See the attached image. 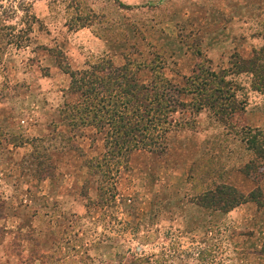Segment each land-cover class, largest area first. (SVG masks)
<instances>
[{"label":"rangeland","instance_id":"rangeland-1","mask_svg":"<svg viewBox=\"0 0 264 264\" xmlns=\"http://www.w3.org/2000/svg\"><path fill=\"white\" fill-rule=\"evenodd\" d=\"M101 66L163 112L156 143L83 121L70 75ZM219 183L264 224V0H0V264H264L196 204Z\"/></svg>","mask_w":264,"mask_h":264},{"label":"trees","instance_id":"trees-1","mask_svg":"<svg viewBox=\"0 0 264 264\" xmlns=\"http://www.w3.org/2000/svg\"><path fill=\"white\" fill-rule=\"evenodd\" d=\"M106 68L107 66L99 67L97 69L99 74L89 73V75H80V73H74L70 75L72 93L79 94V100L77 99L75 107L86 114L83 121L86 123L91 122L93 125L98 126L106 125L109 129L108 134H113L110 137V141L116 143L124 150L130 144H135L137 139L139 143L140 141L145 142V140L156 143L159 135L151 136V134H163L164 130L161 125L164 123L162 121L164 118L159 117L163 112L156 107L155 110L151 108L148 99L151 96H148V93H143L139 89L134 78H132L133 73L130 70L120 68L117 72L111 73ZM202 85V81H199L194 89L200 91L198 93H203L204 90L202 91V89L204 88ZM208 89L204 94L212 90L211 87ZM208 95L206 94L204 99H201L202 102L208 101L205 99ZM207 99H210V97ZM124 106L125 111L118 114L117 108ZM140 112L141 115H139ZM74 118L72 117V119ZM96 118H99L101 121ZM83 121L79 120L75 122L82 124ZM253 141L254 138H251L249 144H247V148L250 150L254 149ZM121 155L123 156V153ZM245 203H254L257 209L262 206L257 188L243 194L230 185L219 183L213 189H209L201 194L196 200L198 206L212 208L222 213H227ZM263 252L264 239L257 253L261 255Z\"/></svg>","mask_w":264,"mask_h":264},{"label":"crops","instance_id":"crops-1","mask_svg":"<svg viewBox=\"0 0 264 264\" xmlns=\"http://www.w3.org/2000/svg\"><path fill=\"white\" fill-rule=\"evenodd\" d=\"M233 180H230L229 183L233 184V182H232ZM227 185H230V184H227ZM243 185H244L245 189L244 188L241 189L238 186H236V188L238 187L239 192L246 194L251 189L246 187L245 184H243ZM230 186H232V185H230ZM243 208L248 210L249 212L244 213L242 211ZM249 208H251V210H249ZM256 214H257V208L254 205V203H245V204L239 205L238 207L228 211L227 213H225V216H227L233 222L244 224L245 227L252 228V230H253L252 238H253V240H255V241H253L255 243H251V244L255 245V246L259 245L258 247L260 248L261 242L264 239V224L259 223V221L256 219ZM259 248H258V250H259Z\"/></svg>","mask_w":264,"mask_h":264}]
</instances>
